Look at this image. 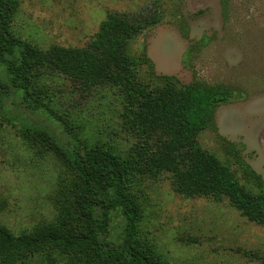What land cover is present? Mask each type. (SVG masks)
Listing matches in <instances>:
<instances>
[{"label": "rangeland", "instance_id": "obj_1", "mask_svg": "<svg viewBox=\"0 0 264 264\" xmlns=\"http://www.w3.org/2000/svg\"><path fill=\"white\" fill-rule=\"evenodd\" d=\"M155 11L159 22L128 43L129 54L145 56L155 75L173 77L179 85L195 82L238 94L216 107L196 142L241 185L253 189L252 175L264 183V0H19L10 31L40 49L82 47L107 12ZM0 83V225L18 235L54 217L66 174L23 128L46 130L59 143L66 136L44 109L33 110L5 86L1 66ZM45 84L50 89L42 102L81 142L120 153L128 149L133 140L120 128L112 89L80 91L61 77ZM136 191L139 237L163 264H264V228L226 200L180 196L168 174L141 178ZM110 219L108 240L117 243L123 220L115 213Z\"/></svg>", "mask_w": 264, "mask_h": 264}, {"label": "trees", "instance_id": "obj_2", "mask_svg": "<svg viewBox=\"0 0 264 264\" xmlns=\"http://www.w3.org/2000/svg\"><path fill=\"white\" fill-rule=\"evenodd\" d=\"M18 5L19 0H0L5 86L33 110L42 108L61 124L63 143L40 128L23 130L52 152L66 174L51 220L18 235L0 225V264H163L139 237L141 204L136 191L141 178L163 174L169 175L176 194L226 200L240 216L264 228V183L252 175L253 189L241 185L225 164L196 142L211 124L216 107L238 94L195 82L179 85L173 77L155 75L145 56L128 52L131 40L159 22L156 11L129 16L107 12L84 46L40 49L11 34ZM60 77L80 91H114L120 128L133 140L127 150L120 153L81 142L51 112L42 102L50 89L45 81ZM2 88L0 83V113ZM112 213L123 220L117 243L108 240Z\"/></svg>", "mask_w": 264, "mask_h": 264}]
</instances>
